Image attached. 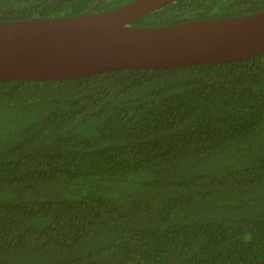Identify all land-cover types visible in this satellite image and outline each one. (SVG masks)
<instances>
[{
  "label": "trees",
  "instance_id": "trees-1",
  "mask_svg": "<svg viewBox=\"0 0 264 264\" xmlns=\"http://www.w3.org/2000/svg\"><path fill=\"white\" fill-rule=\"evenodd\" d=\"M130 0H100L96 11ZM96 0H0V20ZM175 0L130 24L238 16ZM264 259V50L245 59L0 80V264Z\"/></svg>",
  "mask_w": 264,
  "mask_h": 264
},
{
  "label": "water",
  "instance_id": "water-1",
  "mask_svg": "<svg viewBox=\"0 0 264 264\" xmlns=\"http://www.w3.org/2000/svg\"><path fill=\"white\" fill-rule=\"evenodd\" d=\"M175 0H130L67 16L0 20V80H56L115 69L223 63L264 50V8L162 26L130 22ZM241 264H264V259Z\"/></svg>",
  "mask_w": 264,
  "mask_h": 264
}]
</instances>
